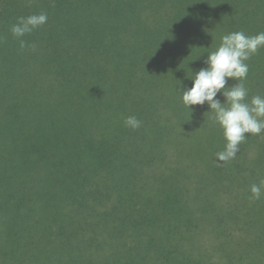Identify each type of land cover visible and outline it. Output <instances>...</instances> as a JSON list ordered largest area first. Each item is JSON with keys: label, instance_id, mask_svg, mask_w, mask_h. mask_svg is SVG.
<instances>
[{"label": "trees", "instance_id": "16d2710c", "mask_svg": "<svg viewBox=\"0 0 264 264\" xmlns=\"http://www.w3.org/2000/svg\"><path fill=\"white\" fill-rule=\"evenodd\" d=\"M14 6L0 5V264H264V193L251 198L264 150L246 134L219 161L220 129L193 130L203 109L181 99L223 35L264 32V0ZM246 63L250 101L264 96V48ZM184 111L185 129L161 115Z\"/></svg>", "mask_w": 264, "mask_h": 264}, {"label": "clouds", "instance_id": "9594fccd", "mask_svg": "<svg viewBox=\"0 0 264 264\" xmlns=\"http://www.w3.org/2000/svg\"><path fill=\"white\" fill-rule=\"evenodd\" d=\"M47 19L44 12L18 17L11 32L15 37L22 38L45 24ZM20 46L25 48L26 41L20 39ZM261 48H264V32L252 36L243 31L223 35L219 46L208 52L207 66L188 76L192 81L191 86L182 90L181 99L186 107L193 111V106H202L207 102L214 114L213 121L223 129L226 143L224 149L216 153L219 161L234 159L239 145L246 140V134L264 133V96L257 94L249 101V90L244 83L249 72L246 61ZM229 79L237 83L229 85ZM220 92L225 97L223 102L216 98ZM124 124L136 130L142 126V121L133 115L126 117ZM251 193L253 200H259L264 193V181L253 184Z\"/></svg>", "mask_w": 264, "mask_h": 264}, {"label": "rangeland", "instance_id": "374dc122", "mask_svg": "<svg viewBox=\"0 0 264 264\" xmlns=\"http://www.w3.org/2000/svg\"><path fill=\"white\" fill-rule=\"evenodd\" d=\"M6 1H7V3L9 1H13V4L15 5L14 7H16L17 10H21L22 8H24L26 6H29V3L31 0H0V5H3L4 2H6ZM16 2H17V5H16ZM9 6L12 7V5H9ZM197 108H201L203 110H199V114L201 115L200 121L195 122L196 126H191L193 128V130H198L197 132L202 133V134H207V133L212 134V133H219V132H216V129L218 128V129H220V134H223V129L217 123H215L213 121V115L214 114H212V112L210 111V109L207 105V102H205V104L202 106L197 105ZM161 115H163L164 117H166V115H169L170 117L175 115L176 116L175 118L180 119L183 122V125L179 127L182 129H185L186 127L184 126V124L193 118L192 113L186 112V111L182 112L179 117L177 114H161ZM204 116H208V118H209V120L206 124H203L201 122V119ZM256 137L258 140V148L261 151L264 150V133H261L260 135H256ZM169 157H170V160L174 159L175 158L174 153L171 152L169 154ZM213 239H211V240H213Z\"/></svg>", "mask_w": 264, "mask_h": 264}]
</instances>
